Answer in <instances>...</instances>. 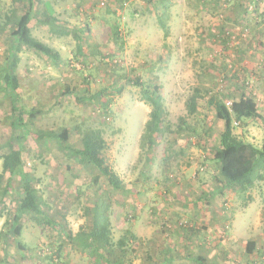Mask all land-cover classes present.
Listing matches in <instances>:
<instances>
[{"label": "rangeland", "instance_id": "1", "mask_svg": "<svg viewBox=\"0 0 264 264\" xmlns=\"http://www.w3.org/2000/svg\"><path fill=\"white\" fill-rule=\"evenodd\" d=\"M153 5L157 4L150 0H53L60 22L84 32L81 52L71 34L53 35L31 19L32 35L57 49L62 61L53 66L32 49H23L17 69L18 103L24 109L42 108L30 125L35 133L65 126L76 143L80 130L102 129L105 157L126 186L111 193L113 240L130 231L127 244L134 249L133 263H158L168 251L174 258L169 264H193L186 254L203 255L208 264H264V182L250 190L253 200L245 205L238 190L199 200L202 190L212 191L217 185L210 148L222 122L206 106L203 93L197 97L198 114L186 115L184 105L196 86L223 101L243 87L264 112V0H175L168 9L166 36ZM10 13L0 5L2 20L12 17ZM11 28L10 24L0 33V65L7 56ZM134 76L160 85L168 111L170 130L156 134L152 147L140 143L150 108L140 100L139 88L126 84L125 77ZM67 84L78 95L103 90L104 97L80 103L71 94H60ZM114 86L122 88L115 92ZM2 88L0 82V145L11 135V104ZM104 98L109 100L107 109L101 106ZM183 115L197 133L176 132L177 118ZM233 126L235 134L260 143L264 131L260 122ZM36 137L29 132L23 145L24 169L38 178L37 188L51 207L50 215L63 212L64 225L75 233L95 190L90 174L53 144L42 150ZM22 223V239L30 249L20 256L9 247L8 264H95L68 242L57 251L63 239L48 229L29 219ZM186 227L197 234L187 237ZM249 239L256 241L253 259L245 254ZM2 253L0 241V257Z\"/></svg>", "mask_w": 264, "mask_h": 264}, {"label": "trees", "instance_id": "2", "mask_svg": "<svg viewBox=\"0 0 264 264\" xmlns=\"http://www.w3.org/2000/svg\"><path fill=\"white\" fill-rule=\"evenodd\" d=\"M14 1L22 3L21 15L8 34L7 56L3 64L0 65L2 90L9 97L11 104L9 116L11 135L0 145V218H4L0 226V241L3 244L0 264H8L9 247L17 250L16 252L20 256L30 249L22 239L23 219H29L42 229H48L52 235L61 237L63 243L58 244L57 251L61 250L64 242H68L82 254L92 257L95 264H135L132 262L134 249L131 247V243L127 244L128 240L132 239L130 231H125L116 241L113 240L111 228L113 197L111 193L113 191L121 192L126 189V186L105 157L104 150L107 144L102 135V129L87 127L80 130V137L78 141H75L76 143L71 142L70 129L65 126L46 132L36 130L35 133V129L30 125L34 126L37 116L43 113L42 108L24 109L18 103L20 96L17 69L20 52L23 49H32L36 55L44 57L53 66H58L62 61L57 49L32 35L29 25L31 19L46 25L53 35L68 36L71 34L77 41L76 46L79 52H81L84 32L63 25L55 15V10L46 0ZM150 2L157 4L152 6V11L164 36L168 35V9L175 0H150ZM9 22V19H0V32H4V27ZM86 31H89L88 26H86ZM117 38L118 30L114 27L113 39L117 40ZM223 39L226 42L229 38L226 36ZM125 78L126 84L139 88L140 100L150 108L140 143L142 147H152L156 134L169 132L171 127V123L168 121V111L160 91L161 87L157 82L145 81L139 76ZM114 87L115 92L116 89L118 91L122 88ZM244 87L246 88L245 85ZM202 93L207 97L206 106L211 107L214 110L215 118L222 122V130L217 133L215 143L210 148L211 158L216 162L218 169V175L215 176L217 185L212 191L202 190L199 200L205 202L217 194L223 195L226 190H238L239 197L244 200L243 205H245L249 199L253 200L250 190L264 182V131L260 143H255L243 135L235 134L233 123L239 122L242 127H245L250 120H255L264 127V112L260 111L254 95L245 92L243 87L237 88L235 94L229 95L230 105H227L226 101H223L218 94L196 86L184 102L186 115L193 116L199 113L197 97ZM60 94H71L80 103L91 101L94 96L96 99L104 97L103 90L96 91L95 95L91 93L78 95L69 84L65 85ZM108 104V99L103 100L101 102L102 109H107ZM31 131L37 135L36 138L39 137L37 142L42 150H47L53 144L67 159L70 158L79 163L90 174V185L95 190L91 194L88 205L83 208L84 221L75 233L69 232L64 225L63 212L58 211L59 213H57L54 210L55 216L59 214L60 218L50 215L51 207L37 188L38 178L31 171L24 169L23 145ZM182 131L198 132L197 127L187 122L184 115L177 118L176 124V132ZM103 183L104 187H102ZM262 202L261 218L264 224V197ZM184 232L187 237L197 234V230L191 227H186ZM255 247V240L246 241L245 254L250 259L255 256ZM148 258L151 256L148 255ZM184 258L193 264H208L205 257L200 254L192 256L186 254ZM173 259V256L166 251V257L162 261L151 264H169Z\"/></svg>", "mask_w": 264, "mask_h": 264}, {"label": "crops", "instance_id": "3", "mask_svg": "<svg viewBox=\"0 0 264 264\" xmlns=\"http://www.w3.org/2000/svg\"><path fill=\"white\" fill-rule=\"evenodd\" d=\"M46 1L52 6L53 9H55L53 6V0H46ZM0 5H4L6 7L7 13L9 11L12 13V14L10 13L12 15V17L10 16V18H8V15H7L6 16L7 18H5L6 20L7 19L10 20V22L4 27V31H5L10 26V24L13 27L14 23H16L17 20L19 19L20 15H21L22 3L20 1L15 2L14 0H0ZM0 19H1V17H0ZM0 33H2V32H0ZM8 42H9V40H8ZM8 45H9V43H8ZM21 52H23V50Z\"/></svg>", "mask_w": 264, "mask_h": 264}, {"label": "built area", "instance_id": "4", "mask_svg": "<svg viewBox=\"0 0 264 264\" xmlns=\"http://www.w3.org/2000/svg\"><path fill=\"white\" fill-rule=\"evenodd\" d=\"M226 104H227V105H230V102H229V101H226Z\"/></svg>", "mask_w": 264, "mask_h": 264}]
</instances>
